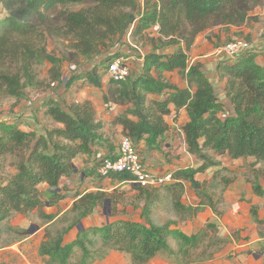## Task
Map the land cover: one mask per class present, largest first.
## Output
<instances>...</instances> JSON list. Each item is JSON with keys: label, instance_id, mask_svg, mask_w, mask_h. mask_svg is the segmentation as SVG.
I'll list each match as a JSON object with an SVG mask.
<instances>
[{"label": "trees", "instance_id": "1", "mask_svg": "<svg viewBox=\"0 0 264 264\" xmlns=\"http://www.w3.org/2000/svg\"><path fill=\"white\" fill-rule=\"evenodd\" d=\"M261 5L264 0H143L139 10L137 0H0L6 11V16L0 19V98L22 95L21 80L24 77L28 83L32 82L30 65L38 56L52 63L55 77L59 78V64L67 57L60 59L47 54L40 46L46 36L68 40L74 52L71 56L91 60L116 44L123 24L134 14L137 23L131 30L132 36L156 25L159 33L156 43L165 46L183 41L188 49L199 33L216 26H241L253 18L249 13ZM175 69L184 75L188 88L180 89L162 75ZM217 71L226 80L225 95L233 108V115L223 118L219 115L224 111L223 105L217 100L212 84L198 64H188L181 47L166 55L153 49L144 55L138 75L124 81H109L103 93L104 103L125 106L111 124L120 125L123 136L136 144L145 140L148 146H156L169 128L165 121L171 112L169 105L185 108L188 121L181 126L184 141L188 153L200 164L196 168L177 169L172 173L173 181L167 185L149 188L136 185L144 200L140 215L143 222L129 218L104 222L82 228L74 240L63 243L69 228L107 199L113 202L105 191L75 193L76 199L68 211L73 214L69 225L53 231L45 229L38 246L40 256H46L51 264H91L109 251H118L128 255L132 264H146L167 252L175 264H197L213 259L229 243L228 237L220 235L216 222L208 221L190 234L176 227L206 206L216 216L222 215L218 208L220 195L215 191L218 188L223 191L233 178L222 176L217 180L216 174L210 182L195 179L197 173L217 164L213 154H226L233 159L254 156L264 163V62H257L253 53L246 52L222 60ZM101 76L97 67H93L83 77L99 88ZM192 87L194 92L190 91ZM149 94L160 97L148 99ZM45 115L61 126L43 134L12 124L0 130V226L14 233V240L27 237L29 232L4 222L12 214L27 215L44 204L54 205L62 198L59 180L74 172L76 155H91L94 146L106 141L104 124L88 100L64 106L48 99ZM9 157L15 158L9 162L16 170L13 175L4 171ZM111 176L120 182L133 180L128 172H115ZM186 182L200 200L196 206L182 202ZM40 183L48 185L49 198H43L37 186ZM162 199L176 218L156 223L152 214ZM39 215L52 226L59 220L52 214L39 212ZM170 239L176 241V248L170 245ZM75 249L80 250L81 257L70 263Z\"/></svg>", "mask_w": 264, "mask_h": 264}, {"label": "crops", "instance_id": "2", "mask_svg": "<svg viewBox=\"0 0 264 264\" xmlns=\"http://www.w3.org/2000/svg\"><path fill=\"white\" fill-rule=\"evenodd\" d=\"M249 15L253 18L241 26H230L228 28L219 26L215 27L214 32L216 35L211 37V40L217 41L218 39L220 45H214L212 42L204 41L203 35L208 33L209 30L207 29L195 37L193 43L188 49L186 48L185 43L181 41L176 45L162 46L159 51H157L160 54L166 55L175 52L179 47H181L187 54V60L191 59V64H198L200 66L201 71L212 84L217 100L223 105L224 111L219 114L222 118L227 115H233V108L231 102L225 95L226 80L224 78H220L217 71L220 62L227 59L226 56L219 54V47L230 41L227 40L228 38L232 39L234 36L245 37L251 43L250 51L255 55L256 61L259 63L264 62V6L256 7L249 13ZM136 22L137 20L135 19L129 33H131V30L133 26H135ZM219 31L220 33H218ZM142 35L147 37L142 42L145 43L144 46L132 43L130 40L127 42L124 39L120 42V44L113 47L109 53L111 56H114L115 54L120 56V53L126 54L124 60L130 68L131 76H136L140 73L144 55L153 50L152 45L159 37L157 26L154 25L150 29H146V32L144 31ZM131 47L137 50L132 49ZM188 54H190V57H188ZM105 56L106 54L102 53L93 57L91 60H79L78 74L82 72V76H78V83H76L78 84V93L84 88L89 90V92L93 91L92 94L94 97L92 99V96L88 95L84 99L81 98L80 101L75 103H80L85 100L90 101L96 112L97 118L104 124L103 135L106 141H103L100 145L94 146V152L91 155L84 153L76 155L73 160L75 166L74 172H72L69 176H62L59 180L58 191L62 195V198L54 205L49 206L44 204V207H57L61 201L67 202V200H69V202H67L68 205H72L76 199L74 196L75 193L80 194L86 191L95 190L110 192V190L117 185L135 186V184L128 182H120L112 176L99 177L96 173L97 166L99 165L98 162L105 157H114L117 152L119 143L117 147H111L110 149L107 145V138H109L107 129L114 126L116 130L122 134V127L120 125H112L111 121L117 114L121 113L125 109V106H119L112 103L106 104L103 101V93L106 91L110 81L108 74L105 72V65L107 61H103L104 65L100 64ZM93 67H97V73L102 75L101 87L99 88L89 84L83 77L85 72ZM178 72L181 73L178 69L173 71H164L162 75L176 87L180 89L188 88L186 78L182 73V75H180ZM190 91L194 92L195 87H192ZM159 97L160 96L157 94L148 95V99ZM169 107L171 112L169 115L165 116V121L169 128L164 135L158 139L159 143L156 144V146H148L145 140H141L138 143V147L143 154L144 161L148 168L153 173L158 175L165 173L172 174L180 168H196L200 164L199 160L188 153L184 141L181 126L188 121L185 108L182 107L175 109L172 104H170ZM55 124L56 127L61 126L60 124ZM20 128L22 130L29 131L21 126ZM101 146L102 149H105V151L103 150L105 155L103 157H96L95 154ZM213 155L217 164L209 167L203 173H197L195 175V179L200 180L196 176H202L200 182H210L216 174H218L217 180H219V177L221 178L222 176H230L233 179L232 182L223 189V191H220V188L215 191L217 196L220 195L218 208L222 211V215L218 217L209 206L204 207L202 211L198 212L196 216L192 218L194 225H198V228L194 230L193 233L197 232L208 221L216 222L221 236L228 237L229 240L232 239V243L229 242L228 245L233 249H240L244 252L245 250L251 248L249 249L250 251L257 250V252H260L262 255L264 252V163L258 162L254 156L233 159L226 154L222 156L217 154ZM224 168L226 170H224ZM15 172L16 170L14 168L12 173L5 171V174L13 175ZM37 186L41 193L42 190L48 189V185L46 183H40ZM184 187L185 191L182 197L183 204L187 206L198 205L200 200L196 195L195 189L191 187L189 182H186ZM186 192L188 194H186ZM44 195L45 194L42 193V196ZM216 195L214 199H216ZM43 208L40 213L50 215V213L44 212ZM50 223L51 222L44 221L42 225L44 226V230ZM10 225L13 227H20L13 222V219L10 222ZM235 235L236 237H239L237 240H235ZM25 238L20 241H23ZM43 238L44 231L42 240ZM20 241L18 243H20ZM36 252L38 254V247ZM40 257L44 258L46 256ZM239 261L242 262V264L263 263L262 258L260 262H258V260L253 261L250 255L240 258Z\"/></svg>", "mask_w": 264, "mask_h": 264}, {"label": "rangeland", "instance_id": "3", "mask_svg": "<svg viewBox=\"0 0 264 264\" xmlns=\"http://www.w3.org/2000/svg\"><path fill=\"white\" fill-rule=\"evenodd\" d=\"M140 9L142 8L143 0H137ZM264 5H261L263 7ZM71 8V7H68ZM74 8H78L75 6ZM6 16V11L0 6V19ZM137 20V17H136ZM137 23V22H136ZM153 26V25H152ZM152 26H149L147 29H150ZM208 33L203 35L205 42H212L214 45H220L219 40L212 41L211 37L215 34V27L209 28ZM146 32V30H144ZM130 30L123 35L122 40H130L132 43L144 46L145 43H142L145 37L142 34L132 36L129 33ZM220 33V31L218 32ZM234 39H244L245 37L234 36V38H228L227 40ZM33 41H37L36 39ZM117 39V42L114 46L109 47L106 50H102L100 54L105 53V58L101 61V65H104L103 61L110 59L111 55L109 53L117 44L120 42ZM128 44V43H127ZM40 46L45 50L49 55H52L57 58H62V56L67 57V60L59 64L58 72L59 78L55 76V72L52 69V63L49 62L43 56H38L37 58L31 61L30 69L32 72L33 80L31 83H28L24 77L21 82L24 84L22 87L23 93L20 96L5 95L0 98V130L6 125H17L21 126L26 130L33 131L34 133L40 134L45 133L47 129L56 127V124L45 115L46 101L48 99H54L58 101L61 105L67 106L71 103L80 101L81 98L84 99L88 95L92 96L93 91L84 89L78 93V76H82V72L78 74V62L79 59L77 56H71L73 52L72 47H70V42L61 37H51L46 36L41 42ZM153 49L159 51L163 46L158 42L153 43ZM132 49H135L131 47ZM137 50V49H135ZM219 52V51H218ZM117 53V52H116ZM220 54V53H219ZM126 54L120 53L119 57L125 59ZM190 57V54H188ZM191 59L188 60V64L191 65ZM179 73V72H178ZM182 75L181 73H179ZM131 76V75H130ZM73 77H77L72 81ZM72 81V82H71ZM108 131V144L109 149L111 147H117L123 134H120L116 128L110 127ZM105 149H102V146L98 148L96 157H103L105 154L103 152ZM15 158H8L5 163V171L12 173L14 166L10 165L9 162H13ZM201 180L202 176H196ZM198 180V181H200ZM63 187V186H60ZM65 187V186H64ZM111 188V187H110ZM102 191V190H95ZM50 191L48 189L42 190L44 199L50 197ZM106 192V191H105ZM112 196V204L108 202L107 204H102L95 208V210L84 217L80 223L82 228H87L91 226H100L104 222L113 221L119 218H129L133 220H139L143 222V219L140 217L141 209L144 205V200L139 195L138 187L135 185L133 187L127 185H117L113 187L110 192H107ZM186 194H188L186 192ZM163 195V194H162ZM69 202V200H67ZM67 202L61 201L57 207H44V205L39 208V210H33L27 215L24 214H12L4 223H9L12 221L19 225L22 228H30L32 225H37L38 229L32 234H29L23 241L14 240L15 234L8 232L4 229V226H0V264H51L48 261L47 257H40L37 254V247L39 242L42 240L44 226L42 219L39 217V212L43 211L55 215L56 219H59L58 222H55V225H48L49 229L53 231L60 227H66L69 225V219L73 214H68V211L71 209L72 205H68ZM62 217V218H61ZM153 220L156 223H162L167 219H175L176 216L169 209V204L162 199L161 202L155 207L152 214ZM61 218V220H60ZM77 226V225H76ZM76 226L69 228V231L64 235V243L70 242L78 233ZM46 227V228H47ZM185 233H193L194 230L198 228V225H194L193 219L190 221L179 222L176 226ZM45 228V229H46ZM173 228V226H172ZM221 235V234H220ZM224 237V236H223ZM239 237L235 235V240ZM232 243V239L229 240ZM170 245L173 248H176V241L170 239ZM234 246V245H233ZM225 248V249H224ZM220 252H218L213 259L197 264H242L239 261L240 258L250 255L252 260L261 261L263 259L264 264V252L262 255L257 250L250 251L249 249L244 252L240 249H233L228 244ZM264 249V248H263ZM81 257V252L78 249H75L73 256L70 259V263L76 262ZM175 260L170 257L167 252L160 253L154 258L149 260L146 264H175ZM91 264H132L130 257L124 253L118 251H109L103 258H95Z\"/></svg>", "mask_w": 264, "mask_h": 264}, {"label": "built area", "instance_id": "4", "mask_svg": "<svg viewBox=\"0 0 264 264\" xmlns=\"http://www.w3.org/2000/svg\"><path fill=\"white\" fill-rule=\"evenodd\" d=\"M251 43L244 39H234L226 42L218 51L220 54L236 58L246 52H251ZM105 72L110 80L124 81L130 76V68L122 57L107 60ZM97 166L96 173L99 177H111L115 172H128L133 180L126 181L140 187H160L173 181L171 173L158 175L153 173L144 161L138 144L128 136H122L114 157L102 158Z\"/></svg>", "mask_w": 264, "mask_h": 264}, {"label": "water", "instance_id": "5", "mask_svg": "<svg viewBox=\"0 0 264 264\" xmlns=\"http://www.w3.org/2000/svg\"><path fill=\"white\" fill-rule=\"evenodd\" d=\"M135 21V15L134 14H130L128 19L126 20V22L123 24L119 34H118V40L121 41L122 37L124 34H126L130 29H131V26L133 25ZM226 58L227 59H231V56L229 55H226ZM109 202V200L107 199L105 201V204H107ZM76 228L79 230L82 229V224L81 223H78ZM38 229V226L37 225H32L30 228L27 229V231L32 234L34 231H36Z\"/></svg>", "mask_w": 264, "mask_h": 264}]
</instances>
